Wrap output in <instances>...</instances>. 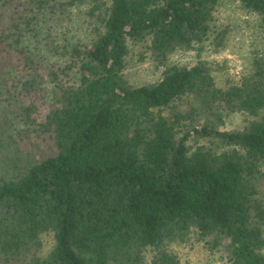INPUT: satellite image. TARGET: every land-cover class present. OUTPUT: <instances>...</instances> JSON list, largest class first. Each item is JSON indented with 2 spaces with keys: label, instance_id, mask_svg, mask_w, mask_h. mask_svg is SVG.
<instances>
[{
  "label": "trees",
  "instance_id": "trees-1",
  "mask_svg": "<svg viewBox=\"0 0 264 264\" xmlns=\"http://www.w3.org/2000/svg\"><path fill=\"white\" fill-rule=\"evenodd\" d=\"M224 1L0 0V264H264V0L221 85Z\"/></svg>",
  "mask_w": 264,
  "mask_h": 264
},
{
  "label": "rangeland",
  "instance_id": "rangeland-1",
  "mask_svg": "<svg viewBox=\"0 0 264 264\" xmlns=\"http://www.w3.org/2000/svg\"><path fill=\"white\" fill-rule=\"evenodd\" d=\"M75 22L70 27L82 32L79 28L81 18L78 10H73ZM256 17L248 14L239 6L238 0H225L214 15L212 22V36L223 33L225 36L226 48L219 51L212 49L206 50L204 57L212 62L217 76V82L221 85H227L233 82L241 69L244 70L250 64L249 50L253 47L252 36L255 34ZM83 23V18H82ZM84 24V23H83ZM82 24V25H83ZM69 26L67 25L65 29ZM62 28L57 29L60 32ZM148 41L136 43L132 46L130 62L128 64L126 75L129 80L135 84L149 81L157 76V71L152 62L140 61L139 54L145 49ZM253 45V46H252ZM194 52L186 53L184 57H194ZM249 116L237 113L233 115L231 121L233 124H243ZM180 249L184 263L186 264H207L210 258L204 249L191 247L187 245H175Z\"/></svg>",
  "mask_w": 264,
  "mask_h": 264
}]
</instances>
